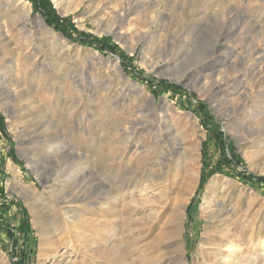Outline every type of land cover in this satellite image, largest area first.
<instances>
[{"label": "rangeland", "instance_id": "rangeland-1", "mask_svg": "<svg viewBox=\"0 0 264 264\" xmlns=\"http://www.w3.org/2000/svg\"><path fill=\"white\" fill-rule=\"evenodd\" d=\"M72 1L50 0L117 53L0 0V224L14 252L264 264V181L242 176L264 179V0ZM218 138L238 163L216 171ZM11 249L0 231V264Z\"/></svg>", "mask_w": 264, "mask_h": 264}, {"label": "trees", "instance_id": "trees-1", "mask_svg": "<svg viewBox=\"0 0 264 264\" xmlns=\"http://www.w3.org/2000/svg\"><path fill=\"white\" fill-rule=\"evenodd\" d=\"M28 1L33 2L35 7H36V10H38L41 13V15L45 18L46 23L48 25L54 27V29L56 31L62 33L64 35V37H67V38L71 39L73 42H77L81 45H83V44L95 45L98 48V50L107 51V52L112 53V54L117 53V48L109 46L107 43V40H105V39L104 40H98L97 38H95L93 36L81 37V33H79L74 28L73 24L71 23V19L69 17L60 18L59 16L56 15L55 10L53 9V7L51 5L50 0H28ZM72 31L76 32L80 37L72 38V36H71ZM203 124H205L206 127L208 126V124H206L205 121H203ZM1 126H2V124L0 123V127ZM217 144H218L220 150H222L221 151L222 155L219 157L218 162L215 163L214 170L218 171V170H220L221 167H227V166L231 165L232 162L238 163V160L235 161L234 159H229L225 155V151H227V149H228L227 152L229 153V152H231L230 151L231 149L229 147H226V149H225V142H223L222 138H218ZM214 172L215 171H213V173ZM205 176H207V175H205ZM242 176H243V181L246 183H249L250 185H252L254 183V184H256L255 186H257L260 183L262 184L264 181V179L256 178L254 176H247V177L245 175H242ZM205 180H206L205 177H204V179L202 177L199 190L202 188L203 182ZM23 223L20 225V227H18L17 230L21 231V233L24 235V239L29 238L27 235H28L30 229L28 227V224L25 221ZM0 231L4 232L7 235V238L11 240L12 259L16 258V260L12 261L11 264H29L30 255H29V252L27 251L28 249H23V250H20L19 252H14V250L17 247L18 242H19L18 238L15 236L14 230L7 225L0 224Z\"/></svg>", "mask_w": 264, "mask_h": 264}, {"label": "bare ground", "instance_id": "bare-ground-1", "mask_svg": "<svg viewBox=\"0 0 264 264\" xmlns=\"http://www.w3.org/2000/svg\"><path fill=\"white\" fill-rule=\"evenodd\" d=\"M76 4V0H74V1H72L71 3H70V7L72 6H74ZM66 8H67V6H66ZM65 10V9H64ZM67 10V9H66ZM0 34H1V31H0ZM1 36V35H0Z\"/></svg>", "mask_w": 264, "mask_h": 264}]
</instances>
